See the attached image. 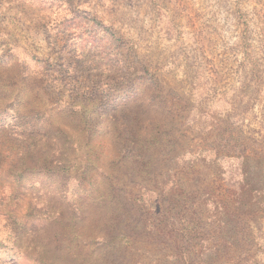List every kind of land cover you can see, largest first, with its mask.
Instances as JSON below:
<instances>
[{"label": "rangeland", "instance_id": "obj_1", "mask_svg": "<svg viewBox=\"0 0 264 264\" xmlns=\"http://www.w3.org/2000/svg\"><path fill=\"white\" fill-rule=\"evenodd\" d=\"M0 264H264V0H0Z\"/></svg>", "mask_w": 264, "mask_h": 264}]
</instances>
